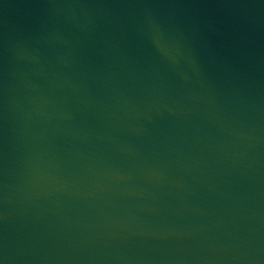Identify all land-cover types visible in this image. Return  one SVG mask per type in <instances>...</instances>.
<instances>
[{
	"label": "water",
	"instance_id": "1",
	"mask_svg": "<svg viewBox=\"0 0 264 264\" xmlns=\"http://www.w3.org/2000/svg\"><path fill=\"white\" fill-rule=\"evenodd\" d=\"M0 264H264V0H0Z\"/></svg>",
	"mask_w": 264,
	"mask_h": 264
}]
</instances>
